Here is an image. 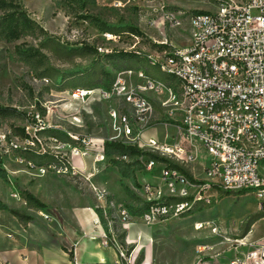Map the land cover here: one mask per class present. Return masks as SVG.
I'll return each instance as SVG.
<instances>
[{
	"label": "rangeland",
	"instance_id": "rangeland-1",
	"mask_svg": "<svg viewBox=\"0 0 264 264\" xmlns=\"http://www.w3.org/2000/svg\"><path fill=\"white\" fill-rule=\"evenodd\" d=\"M22 4L38 26L35 33L12 43L0 40V107L15 108L26 118L0 120V169L6 173V178L0 176V223L4 225L1 237L14 242L20 235L19 223L8 210H1L5 207L30 215L36 235L68 251L72 245L66 244L67 233H76V219L85 212L93 214L106 230L109 246L117 249L124 264H145L147 258L150 264H231L237 255L249 251L240 246V241L253 243L264 238V218L257 222V233L252 238L249 235L253 226L247 233L244 231L252 216H264L253 194L233 192L223 197L207 186L211 183L205 171L209 156L199 144L184 141L174 129L177 120L164 107L167 96L144 90L145 82L135 75L128 79L143 96L151 98L153 107L148 119L137 123L139 145L165 156L151 149L149 140L157 141L160 148L181 143L188 152L184 161L166 157L185 165L195 180L205 183L201 187H206L202 191L206 199L194 205L191 216L178 215L177 205L170 199L196 198L200 191L183 186L166 166L155 162L157 165L151 168L149 164L141 167L127 158L117 164V157L103 152L104 143L117 138L109 109L118 106L134 120V108L124 100L117 105L101 100L82 103L69 95L78 83L99 81L106 85L104 72L115 77L119 70L129 67L166 78L149 64L150 59L158 61L163 56L158 46H167V52L186 48L192 36L190 16L196 11L208 12L212 5L202 0H22ZM108 27L120 38L108 40L106 34H114L103 31ZM48 37L69 48L88 44L109 52H131L136 57L119 56L114 61L89 53L63 62L41 49ZM23 43L40 48L49 57L50 64L60 72L57 80L51 78L46 83L39 78L43 60H35L34 68L19 61L15 47ZM165 81L172 83L171 79ZM41 109L46 112L41 117L43 123L56 131L52 137L38 135L41 124L27 121L29 116L40 115ZM13 126L25 127L31 137L39 139L35 150L59 154L67 167L60 163L33 168L27 154L13 148L24 146L14 137ZM6 136L12 143H7ZM72 137L79 138V142L71 146L63 143ZM76 151L79 155H75ZM189 152L196 157L193 162ZM142 160L149 162L148 158ZM24 190L46 208L30 209L21 198ZM150 205L167 206L170 212L149 220L146 215ZM130 240L138 242L132 245Z\"/></svg>",
	"mask_w": 264,
	"mask_h": 264
},
{
	"label": "built area",
	"instance_id": "built-area-1",
	"mask_svg": "<svg viewBox=\"0 0 264 264\" xmlns=\"http://www.w3.org/2000/svg\"><path fill=\"white\" fill-rule=\"evenodd\" d=\"M202 1L213 7L208 12L196 11L190 16L189 45L163 52L158 61H149L173 84L154 80L142 71L127 70L116 74L110 88L76 89L69 95L82 103L101 100L117 105L124 100L136 110L137 116L132 120L113 105L109 109V119L117 138L110 142L143 149L139 145L137 123L145 122L153 107L151 98L143 96L128 80L133 75L142 79L144 90L167 96L164 107L179 121L176 131L182 139L199 144L209 156L205 171L211 183L207 186L214 190L217 186L225 191L253 194L264 213V0ZM106 37L108 40L120 38L116 34H106ZM98 51L101 54L114 52ZM36 118L41 124L38 131L52 129L46 127L39 114ZM71 139L79 142L77 137ZM51 140L58 142L57 138ZM149 141L151 149L165 156L178 161L188 157L181 143L160 148L157 141ZM22 143L23 147L13 146L26 148V143ZM189 153L193 162L196 157L193 152ZM75 155L79 153L76 151ZM144 163L149 164V168L156 164L152 160ZM173 173L183 186H191L180 174ZM191 187L200 192L191 204L176 206L178 215H184L206 199L202 196L206 187ZM169 212L167 206L152 205L146 218L151 220ZM105 239L103 246L108 247L107 237ZM240 246L248 247L249 251L237 255L231 264H264V238L253 243L240 241Z\"/></svg>",
	"mask_w": 264,
	"mask_h": 264
},
{
	"label": "trees",
	"instance_id": "trees-1",
	"mask_svg": "<svg viewBox=\"0 0 264 264\" xmlns=\"http://www.w3.org/2000/svg\"><path fill=\"white\" fill-rule=\"evenodd\" d=\"M0 40H4L8 43L16 42L21 40L22 38L26 36H30L31 34H34L36 29L38 28L36 22L30 18V16L27 14V12L24 9V6L22 4V0H0ZM43 31V30H42ZM103 31L119 34L118 32H115L113 28H105ZM131 31L136 35H141L137 30L131 29ZM122 34V33H121ZM43 50L49 51L52 53L58 60L63 62H70L72 58L76 56H85L86 54H94L97 57H105L111 60L116 61V57H130L135 58L136 55L131 52H125V51H114L112 54H101L99 53L98 49L94 46H90L88 44H83L81 48H69L67 46H64L63 44H58L55 41L49 39V37L46 39L45 44L42 46ZM40 48H35L33 46H30L26 43L17 45L15 47V54L19 61L24 62L28 64L30 67L34 68L35 60H43L46 62V64L43 62V65L40 69L39 78L43 80H48L49 83L51 82V78H54L55 80L58 79L60 76V72L56 70L51 64L49 57L42 52ZM168 47L158 46V51L160 52H167ZM132 55V56H131ZM113 61V62H114ZM115 66L119 68V63L115 62ZM151 66V65H150ZM156 68V67H154ZM38 69V68H37ZM158 69V68H156ZM127 70H133V71H142L147 76L151 77L154 80L161 81L163 83H166L167 78H161L158 76L157 73L154 72L152 74L150 71H144L142 69H134L133 67H129V69L119 70L120 71H127ZM159 70V69H158ZM152 71V70H151ZM159 73L162 74L159 70ZM85 75V74H84ZM104 76H106L108 82L106 85H102L101 82H87L85 84H76L74 86L75 89H97V88H110L112 86V83L114 81V76H111L107 72L103 73ZM92 76V75H91ZM82 77V76H81ZM93 77V76H92ZM92 79V78H91ZM42 110V109H41ZM46 112L45 110H42V113L40 114L41 117H45ZM25 116L19 112L17 109L12 107H0V120L8 119V118H21ZM28 123L31 124H37V118L36 114L27 117ZM26 119V118H25ZM14 131V137L17 138L19 141L26 143V148H15L17 152L25 153L27 154L29 162L33 163V168H43L45 166L49 165H59L64 164L66 167V162L64 160H60V156L54 155L51 152L43 153L39 152L38 150H35L33 147L38 144V139H35L31 137L30 133L26 130L25 127H15L13 126ZM38 135L44 136V137H52V134H55L56 131L53 129H46L42 131H37ZM8 137V136H6ZM58 140V139H57ZM7 143H12L11 137L7 138ZM65 144H75L76 142L72 139H65L63 141ZM77 144V143H76ZM3 145L0 140V146ZM104 153L106 155H114L118 158L116 160V163L119 164V160L127 158L130 160H134L136 164L143 167L145 165L144 161L142 159L148 158V160H152L156 163L162 164L166 166L167 171H172L180 174L185 181L191 185V186H201L205 184L204 182H198L194 179L192 173L188 168H186L185 165L176 162L166 156H160L158 154H155L153 152H148L146 150H143L139 148L138 146H129L125 145L121 142H105L103 145ZM29 152V153H28ZM123 174H126L123 171ZM0 176L2 178H6V173L0 169ZM216 190L223 196V197H229L232 195L233 192L231 191H225L217 186H214ZM21 198L26 202L27 206L30 209H45L46 205L40 201L35 195H33L30 191L24 190L21 192ZM171 202H173L175 205L178 204H184V203H192L194 201V197H187V198H171ZM152 205H150L151 207ZM149 207V208H150ZM8 210V212L16 218L21 224L28 225L33 221V218L28 215L25 212H21L19 210L14 209H7L5 207L1 208V210ZM193 209L187 211L184 213L183 216H191L193 214ZM264 216L257 214L250 218L248 223L246 224L244 231L247 233L251 227L256 224L259 220L263 219ZM68 255L71 264H75V254L74 251H68L67 249H63Z\"/></svg>",
	"mask_w": 264,
	"mask_h": 264
},
{
	"label": "crops",
	"instance_id": "crops-1",
	"mask_svg": "<svg viewBox=\"0 0 264 264\" xmlns=\"http://www.w3.org/2000/svg\"><path fill=\"white\" fill-rule=\"evenodd\" d=\"M178 124L179 121L175 123L176 126ZM174 129L176 130V127ZM14 219L19 223L20 235L14 242L0 236V264H71L69 255L63 250L66 247L49 245L46 240L34 233L32 229L34 221L23 225ZM98 220L93 214L85 212L76 219V233L72 230L67 233L66 244L72 245L75 264H124L115 247L103 246L107 235ZM3 226L0 223V228ZM0 232L3 230L0 229ZM137 242L130 240L129 243L135 245ZM145 264H150L149 258Z\"/></svg>",
	"mask_w": 264,
	"mask_h": 264
},
{
	"label": "bare ground",
	"instance_id": "bare-ground-1",
	"mask_svg": "<svg viewBox=\"0 0 264 264\" xmlns=\"http://www.w3.org/2000/svg\"><path fill=\"white\" fill-rule=\"evenodd\" d=\"M76 157V156H75ZM78 158H80V157H78ZM157 164H155V166H156ZM99 221V220H98ZM100 226V225H99ZM257 229H258V224L256 223V224H254L253 225V228H252V232L250 233V235H249V238H252L256 233H257ZM247 241V240H246Z\"/></svg>",
	"mask_w": 264,
	"mask_h": 264
}]
</instances>
